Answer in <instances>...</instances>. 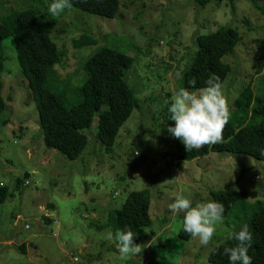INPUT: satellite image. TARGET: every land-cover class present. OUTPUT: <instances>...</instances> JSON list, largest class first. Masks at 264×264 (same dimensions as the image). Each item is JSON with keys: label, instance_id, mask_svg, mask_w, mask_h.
Returning a JSON list of instances; mask_svg holds the SVG:
<instances>
[{"label": "rangeland", "instance_id": "rangeland-1", "mask_svg": "<svg viewBox=\"0 0 264 264\" xmlns=\"http://www.w3.org/2000/svg\"><path fill=\"white\" fill-rule=\"evenodd\" d=\"M33 2L39 0H0V15ZM50 2L40 1L46 19H56L50 22V36L68 55L53 66L46 86L67 108L76 105L85 62L99 48L109 47L133 59L126 83L139 102L110 154L96 138L95 117L83 131L85 150L68 160L43 144L28 81L12 44L3 46L7 60L0 81L7 107L0 114V186L7 188V197L0 200V264H210L211 250L234 229L230 219L215 225L212 240L201 246L192 237L179 240L182 214L173 216L167 205L177 193L194 206L211 200L212 190L225 188L243 190L246 201L264 204V162L210 153L177 166L172 154L183 145L166 130L173 124L166 101L180 88L194 38L218 27L234 28L241 37L223 59L230 72L220 91L229 114L250 81L253 95L264 98V11L251 0H234L233 9L228 0L203 8L194 0H120L119 14L110 20L77 10L53 17L47 12ZM256 2L263 8L264 0ZM82 35L94 43L74 48L73 41ZM141 190L150 192L151 225L140 229L141 253L122 261L109 222L129 192Z\"/></svg>", "mask_w": 264, "mask_h": 264}, {"label": "trees", "instance_id": "trees-1", "mask_svg": "<svg viewBox=\"0 0 264 264\" xmlns=\"http://www.w3.org/2000/svg\"><path fill=\"white\" fill-rule=\"evenodd\" d=\"M39 0L19 11L0 15V76L6 58L4 47L12 44L22 76L28 81L38 111L39 125L45 147L56 150L68 160L78 159L87 146L83 131L89 128L97 118L96 138L101 143L105 154H110L116 143L120 128L128 120L138 105V98L127 85L126 78L132 67L133 59L124 53L109 47L99 48L85 62V79L80 88V101L69 108L54 90L46 86L52 68L68 55L61 52L52 41L48 30L50 18L43 10ZM201 8L210 3L220 5L222 0H194ZM234 0H228L233 9ZM257 10H263L256 0H251ZM120 0H72L71 9L104 19H114L119 14ZM58 17V16H57ZM241 42V37L234 28L218 27L206 35H197L193 42V58L182 74L179 87L194 91L204 87V81L211 75L218 77L222 85L230 72V67L223 59L233 53ZM94 41L86 36H79L73 41L74 48L92 45ZM263 59H261L262 61ZM62 64L61 66L66 65ZM263 63L256 67V74H261ZM194 79L195 88H189L187 81ZM260 83V82H259ZM251 81L240 92L233 103V112L223 127L221 140L215 144H206L199 149L186 152L183 146L172 154L177 166L182 162L203 158L210 153H230L244 155L264 162V98L253 95ZM0 81V114L7 105L2 96ZM9 101V100H8ZM7 197V188L0 186V200ZM210 198L224 206L223 218L230 219L238 231L242 224H248L252 233L251 247L247 255L251 264H264V204L250 203L245 200L243 190L228 188L212 190ZM151 204L148 190L130 191L120 210L113 213L109 222L111 236L117 231L127 229L133 233V242L139 244L142 228L151 225L149 208ZM52 208V206L50 205ZM182 220V217H181ZM178 238L190 239L181 228ZM46 222L50 219L46 218ZM234 240L223 239L208 255L210 264H228L223 254L224 247L235 245ZM22 251L24 247H21ZM239 264V262H237Z\"/></svg>", "mask_w": 264, "mask_h": 264}, {"label": "clouds", "instance_id": "clouds-1", "mask_svg": "<svg viewBox=\"0 0 264 264\" xmlns=\"http://www.w3.org/2000/svg\"><path fill=\"white\" fill-rule=\"evenodd\" d=\"M71 7L72 0H51L47 12L56 17ZM179 75L177 73V76ZM187 84L189 88H195L196 81L190 79ZM204 85L194 91L179 88L171 101H166L168 120L173 122L166 130L180 141L186 152L206 144L218 143L223 127L229 119L228 107L220 91L218 77L211 75L204 81ZM167 208L173 216L182 214V231L198 241L201 246L209 244L216 230L215 225L223 222L224 206L213 200L198 202L193 206L190 199L177 193ZM109 236L111 237V233ZM224 239L236 242L232 247L223 248L228 264H251V258L247 255L252 242L248 224H242L235 232L227 230ZM115 240L119 259L122 261L142 251L141 245L133 242V233L130 230L117 231Z\"/></svg>", "mask_w": 264, "mask_h": 264}]
</instances>
